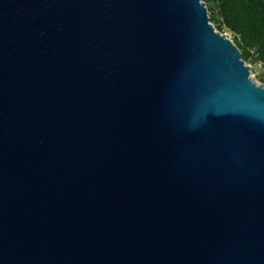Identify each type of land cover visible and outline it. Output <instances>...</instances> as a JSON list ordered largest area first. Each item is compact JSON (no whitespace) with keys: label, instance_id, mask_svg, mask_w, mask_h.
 Returning a JSON list of instances; mask_svg holds the SVG:
<instances>
[{"label":"water","instance_id":"obj_1","mask_svg":"<svg viewBox=\"0 0 264 264\" xmlns=\"http://www.w3.org/2000/svg\"><path fill=\"white\" fill-rule=\"evenodd\" d=\"M0 264H264V86L202 0H0Z\"/></svg>","mask_w":264,"mask_h":264},{"label":"trees","instance_id":"obj_2","mask_svg":"<svg viewBox=\"0 0 264 264\" xmlns=\"http://www.w3.org/2000/svg\"><path fill=\"white\" fill-rule=\"evenodd\" d=\"M202 1L214 28L231 33L242 60L264 64V0Z\"/></svg>","mask_w":264,"mask_h":264},{"label":"rangeland","instance_id":"obj_3","mask_svg":"<svg viewBox=\"0 0 264 264\" xmlns=\"http://www.w3.org/2000/svg\"><path fill=\"white\" fill-rule=\"evenodd\" d=\"M220 33L225 34L226 37L232 41L233 36L231 33L227 32L226 30H221ZM245 64L249 67V75L251 80L256 84H262L264 86V64L261 62H255L254 60L247 61Z\"/></svg>","mask_w":264,"mask_h":264}]
</instances>
